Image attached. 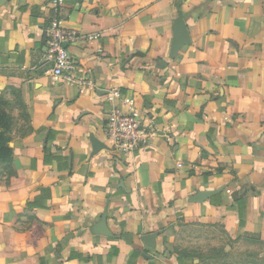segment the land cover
Returning <instances> with one entry per match:
<instances>
[{"label":"crops","instance_id":"crops-1","mask_svg":"<svg viewBox=\"0 0 264 264\" xmlns=\"http://www.w3.org/2000/svg\"><path fill=\"white\" fill-rule=\"evenodd\" d=\"M53 16L0 0V96L18 112L0 264H202L180 252L215 229L229 264L264 259V0H65L64 26L97 38L69 47L83 85L48 73ZM112 89L157 133L132 156L109 148Z\"/></svg>","mask_w":264,"mask_h":264},{"label":"built area","instance_id":"built-area-1","mask_svg":"<svg viewBox=\"0 0 264 264\" xmlns=\"http://www.w3.org/2000/svg\"><path fill=\"white\" fill-rule=\"evenodd\" d=\"M64 3L65 0H49L54 16L47 29L44 60L50 65L48 73L54 82L70 81L83 85L86 81L72 76L75 61L69 53V47L75 42H93L97 38L93 35L80 34L64 26V21L60 17ZM100 52L101 50H98V53ZM87 84L91 86L89 80ZM104 99L111 106L106 116V133L112 152L132 156L157 135L155 130L145 125L143 115L131 96L119 89H112L105 93Z\"/></svg>","mask_w":264,"mask_h":264},{"label":"rangeland","instance_id":"rangeland-1","mask_svg":"<svg viewBox=\"0 0 264 264\" xmlns=\"http://www.w3.org/2000/svg\"><path fill=\"white\" fill-rule=\"evenodd\" d=\"M11 111V114L18 113L14 111V109ZM213 232V235L211 232L199 233L198 236L194 235V233L193 235H187V246L191 247V250L187 251L185 249H180L184 251L180 252V254L197 258L202 264H229V256L226 254L224 255L222 252L223 247L228 244L227 239L223 237L217 229ZM199 240L201 243H199ZM240 248L243 250L246 247L242 246ZM237 258H239V255H237ZM248 260L252 261L254 264H263L264 259L258 257V254H256V256L250 257ZM248 260L241 259L239 260L240 263L237 261L236 264H250Z\"/></svg>","mask_w":264,"mask_h":264},{"label":"trees","instance_id":"trees-1","mask_svg":"<svg viewBox=\"0 0 264 264\" xmlns=\"http://www.w3.org/2000/svg\"><path fill=\"white\" fill-rule=\"evenodd\" d=\"M13 104L0 96V180L4 173L7 179L14 174L11 167L13 152L9 147L17 124L16 118L11 114ZM19 109L24 110L22 104H19Z\"/></svg>","mask_w":264,"mask_h":264},{"label":"water","instance_id":"water-1","mask_svg":"<svg viewBox=\"0 0 264 264\" xmlns=\"http://www.w3.org/2000/svg\"><path fill=\"white\" fill-rule=\"evenodd\" d=\"M177 40L174 44L175 47L183 44V43H186L188 41V36H187V32L185 31V28L182 24L181 21L178 22V31H177ZM90 142L92 144V147H93V150L94 151H99L101 150L104 146L103 144H101L100 142H98L97 140L91 138L90 139ZM100 229L102 230V232H99L100 234H105L104 230L106 228V222H105V218L103 217V219L101 220L100 222ZM153 237L152 236H147V240L148 239H152Z\"/></svg>","mask_w":264,"mask_h":264}]
</instances>
